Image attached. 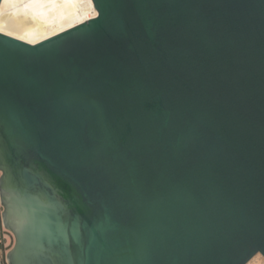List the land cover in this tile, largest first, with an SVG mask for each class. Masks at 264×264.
<instances>
[{"label":"water","instance_id":"95a60500","mask_svg":"<svg viewBox=\"0 0 264 264\" xmlns=\"http://www.w3.org/2000/svg\"><path fill=\"white\" fill-rule=\"evenodd\" d=\"M0 201L9 264L264 256V0H0Z\"/></svg>","mask_w":264,"mask_h":264},{"label":"rangeland","instance_id":"374dc122","mask_svg":"<svg viewBox=\"0 0 264 264\" xmlns=\"http://www.w3.org/2000/svg\"><path fill=\"white\" fill-rule=\"evenodd\" d=\"M3 210H4V208H3L2 204H1V201H0V236L2 237L3 235H6V237H7V244H9L11 242V245L7 249L5 248V245L4 244L0 245V258H2L3 261H5V259H6V252L12 249V247L14 245V241H13V239H11V240L9 239V237H8L9 233L8 232H3V227H2V225H3V221H2V213H3ZM7 230L9 232H11L9 229H7ZM4 243H6V242H4Z\"/></svg>","mask_w":264,"mask_h":264},{"label":"built area","instance_id":"2783aa9c","mask_svg":"<svg viewBox=\"0 0 264 264\" xmlns=\"http://www.w3.org/2000/svg\"><path fill=\"white\" fill-rule=\"evenodd\" d=\"M2 227H3V232H8V233H9V235H8L9 239H10V240L13 239L14 244H15V238H14L13 234H12L11 232H9V231L4 227V225H2ZM4 242H6V243H4ZM2 244L5 245V248H6V249L11 245V242H10L9 244H7V237H6V235H3L2 237L0 236V245H2ZM13 246H14V245H13ZM12 248H13V247H12ZM9 251H10V250H9ZM9 251L6 252V259H5V261H3L2 258H0V264H9V263H8V260H7V255H8V252H9Z\"/></svg>","mask_w":264,"mask_h":264},{"label":"bare ground","instance_id":"6f19581e","mask_svg":"<svg viewBox=\"0 0 264 264\" xmlns=\"http://www.w3.org/2000/svg\"><path fill=\"white\" fill-rule=\"evenodd\" d=\"M5 227V226H4ZM14 236V235H13ZM15 238V237H14ZM11 251V250H10ZM9 251V252H10ZM8 252V253H9ZM247 264H264V256L261 253L255 255Z\"/></svg>","mask_w":264,"mask_h":264},{"label":"snow or ice","instance_id":"6c2138e0","mask_svg":"<svg viewBox=\"0 0 264 264\" xmlns=\"http://www.w3.org/2000/svg\"><path fill=\"white\" fill-rule=\"evenodd\" d=\"M73 2H79V3H91L92 0H73ZM103 10V8L101 7V11Z\"/></svg>","mask_w":264,"mask_h":264}]
</instances>
